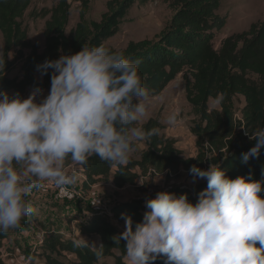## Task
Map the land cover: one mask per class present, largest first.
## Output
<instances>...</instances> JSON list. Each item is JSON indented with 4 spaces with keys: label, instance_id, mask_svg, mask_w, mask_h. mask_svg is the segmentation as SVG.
Returning a JSON list of instances; mask_svg holds the SVG:
<instances>
[{
    "label": "trees",
    "instance_id": "1",
    "mask_svg": "<svg viewBox=\"0 0 264 264\" xmlns=\"http://www.w3.org/2000/svg\"><path fill=\"white\" fill-rule=\"evenodd\" d=\"M33 1L0 0V33L4 44L0 58V91L19 92L24 97L29 90H45L50 86L51 70L48 75L41 76L36 70L37 65L45 60H56L62 53H77L83 44L105 46L119 33L122 20L133 6L146 5L153 0L109 1L108 11L98 23L86 19L88 0H78L83 6L80 21L69 33L70 5L68 0H60L56 7L42 14L43 18L50 17L45 24L44 50L31 43L23 23ZM165 1L174 11L165 30L154 40L131 42L119 53L141 62L139 72L150 90V97L161 95L179 75H183L186 99L197 117L192 133L196 137L198 154L194 158H183L175 141L161 134V123L150 119L142 128L158 127L160 132L145 139L147 149L140 160L128 158L122 165H111L91 155L83 165L73 164L70 159L66 161V167L81 169L85 177L82 190L86 193L94 186L110 181L117 189L134 186L140 176L137 169L143 176L167 174L169 177L181 169L189 172L193 165L205 169L212 163L220 164L232 179L250 173L254 180L264 179V148L258 159L252 158L247 164L242 163L241 156L254 146L246 132L264 127V21L253 24L246 32L225 38L217 49L216 38L227 23V17L218 14L221 0ZM11 54H14L13 61L9 60ZM17 64L21 65V77L11 78ZM238 97L244 99L239 115L235 108ZM211 100L219 103V110L209 108ZM206 187L207 181H204L191 189L176 187L167 192L178 196L187 194L195 203ZM146 201L120 202L111 208L112 218L100 209L88 210L89 217L85 221L68 217L70 224L76 222L80 235L99 239L97 248L65 239L62 230L52 226L44 230L38 247L31 252L23 250L24 257L32 264L38 260L44 264H108V259H113L115 264H127L125 241L116 243L115 239L124 230L115 221L125 224L121 216L127 214L135 226L148 211ZM11 232L12 229L0 232V264H9L5 255L13 253L5 246ZM16 246L20 247L19 243ZM155 264H166V257L161 255Z\"/></svg>",
    "mask_w": 264,
    "mask_h": 264
},
{
    "label": "clouds",
    "instance_id": "2",
    "mask_svg": "<svg viewBox=\"0 0 264 264\" xmlns=\"http://www.w3.org/2000/svg\"><path fill=\"white\" fill-rule=\"evenodd\" d=\"M140 63L103 44H83L77 53L37 65L41 76L51 70L46 95L42 88L27 98L0 91V232L33 214L25 199L33 189L47 182L63 190L76 182L67 160L83 165L95 155L122 165L134 141L159 134L158 127L135 126L150 107ZM179 117L176 108L167 123L174 126ZM246 135L254 146L241 154L244 164L259 158L264 127ZM189 172L194 182L207 181L195 203L187 194L160 191L146 201L148 211L135 226L122 214L125 230L115 239L125 241L127 264H155L161 255L166 264H264V179L254 180L251 173L232 179L218 163L207 170L193 165Z\"/></svg>",
    "mask_w": 264,
    "mask_h": 264
},
{
    "label": "rangeland",
    "instance_id": "3",
    "mask_svg": "<svg viewBox=\"0 0 264 264\" xmlns=\"http://www.w3.org/2000/svg\"><path fill=\"white\" fill-rule=\"evenodd\" d=\"M60 0H34L30 9L26 13L23 23L27 28L28 37L32 44L37 45L40 50L45 48V24L50 17L43 18L44 11H50L57 6ZM112 0H88L89 9L86 19L91 23L100 22L102 16L107 13V3ZM70 5V21L68 33L76 27L80 21L82 3L78 0H68ZM41 14V15H40ZM174 11L170 4L165 0H153L146 5L133 6L120 24L119 33L108 40L105 46L117 52L127 49L131 42H140L143 40H154L168 26L173 17ZM221 16L227 17L225 28L218 34L215 47L218 49L222 40L233 35L246 32L253 24L264 21V0H221V8L218 11ZM3 38L0 33V58L3 53ZM9 60H14V54L9 56ZM20 64L10 74L11 78L21 77ZM39 80L41 78L39 77ZM50 86L44 90L46 95ZM33 90H29L27 98ZM163 101L149 98L146 103L150 105L148 114L142 118L137 127H142L150 119H157L163 126L161 134L168 139L175 141V147L181 152L183 158H194L198 154L196 146V137L192 129L197 122V117L192 106L187 102L185 93V83L183 75H179L161 94ZM244 107V99L238 97L235 100L237 115ZM180 109L179 121L176 125H169L167 117L176 109ZM211 110H219L217 101L209 102ZM135 148L129 153L128 158L132 161L141 159L143 152L147 149L146 141H134ZM206 166L204 170H207ZM80 170L71 167L68 172L76 176V182L63 186V190L54 187L47 192L42 189H33L32 193L25 199L29 200L34 207L31 216L24 217L19 226L12 229L9 240L5 246L12 249V254H6L9 264H32L24 257V249L33 251L38 247L43 238L45 229L60 228L65 239H72L77 243H86L93 248H97L99 239L96 236H82L77 230L76 222L70 224L68 217L77 221H85L89 214L88 210L100 209L111 212V208L120 203L134 199H154L156 193L160 191H169L171 188L194 186L206 181L196 180L190 172L181 169L176 175L167 174L143 176L137 169L139 178L134 186H126L123 189H117L112 181L100 183L92 188L90 192L82 190ZM169 178V179H168ZM26 181L30 177L24 178ZM65 187L74 189L77 193L65 190ZM120 229L125 230V224L116 222ZM19 243L20 247L16 246ZM108 264H115L113 259L107 260ZM34 264H44L38 260Z\"/></svg>",
    "mask_w": 264,
    "mask_h": 264
},
{
    "label": "built area",
    "instance_id": "4",
    "mask_svg": "<svg viewBox=\"0 0 264 264\" xmlns=\"http://www.w3.org/2000/svg\"><path fill=\"white\" fill-rule=\"evenodd\" d=\"M71 167H73V166H69V167H66V168H67V170H69ZM54 187H56V186H55V185L47 184V182H45V187L42 188V191H43V192H47L48 190H50V189H52V188H54ZM65 190H66V191H69V192L76 193V194H80V193H77L74 189H70V188H67V187H65ZM106 213L108 214V216H109L110 218H112V215H111L110 212H107V211H106ZM26 262H29V260L26 261Z\"/></svg>",
    "mask_w": 264,
    "mask_h": 264
},
{
    "label": "crops",
    "instance_id": "5",
    "mask_svg": "<svg viewBox=\"0 0 264 264\" xmlns=\"http://www.w3.org/2000/svg\"><path fill=\"white\" fill-rule=\"evenodd\" d=\"M79 172H80V177H82V179H83L81 182H83V181H84V179H85V177H84V175L82 174V171H81V169H80V171H79Z\"/></svg>",
    "mask_w": 264,
    "mask_h": 264
}]
</instances>
